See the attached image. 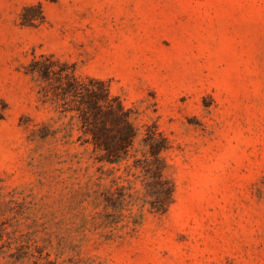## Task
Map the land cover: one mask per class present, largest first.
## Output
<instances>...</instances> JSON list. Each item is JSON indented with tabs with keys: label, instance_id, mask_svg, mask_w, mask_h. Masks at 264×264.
I'll return each instance as SVG.
<instances>
[{
	"label": "rangeland",
	"instance_id": "1",
	"mask_svg": "<svg viewBox=\"0 0 264 264\" xmlns=\"http://www.w3.org/2000/svg\"><path fill=\"white\" fill-rule=\"evenodd\" d=\"M42 53L167 138L164 214L105 221ZM0 264H264V0H0Z\"/></svg>",
	"mask_w": 264,
	"mask_h": 264
},
{
	"label": "trees",
	"instance_id": "2",
	"mask_svg": "<svg viewBox=\"0 0 264 264\" xmlns=\"http://www.w3.org/2000/svg\"><path fill=\"white\" fill-rule=\"evenodd\" d=\"M25 73L36 80L39 99L68 118L63 138L75 129L79 144L90 146L97 184L105 181L100 196L106 222L136 223L144 210L159 215L168 210L175 193L164 156L169 144L155 124L138 128L132 110L103 80L77 76L74 64L52 54L33 56Z\"/></svg>",
	"mask_w": 264,
	"mask_h": 264
}]
</instances>
